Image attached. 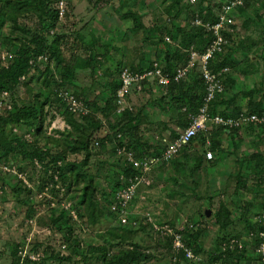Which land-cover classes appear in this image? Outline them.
Returning <instances> with one entry per match:
<instances>
[{
    "label": "rangeland",
    "instance_id": "374dc122",
    "mask_svg": "<svg viewBox=\"0 0 264 264\" xmlns=\"http://www.w3.org/2000/svg\"><path fill=\"white\" fill-rule=\"evenodd\" d=\"M4 1L0 0V6ZM196 2L182 0L176 5L174 0H66L63 18L50 36L61 37L64 61L57 65L53 59L51 74L42 73L46 62H37L33 79L26 84L22 77L13 99L0 96V116L13 110L14 101L40 104L49 97L44 105L45 130L37 138L40 146L48 144L56 152L62 145H53L50 138L66 144L81 134L69 123L67 107L61 102L63 90L73 92L82 104V111L74 114L73 120L85 127L100 122L99 128H89L93 140L88 163L99 197L102 191L112 192L117 176L127 187L136 184L137 194L127 204L125 223L112 213L118 209V197L115 204H111L114 194L110 195L111 201L101 198L102 215L96 213V225H92L82 201V183L70 178L63 181L58 171L37 161L0 157V264H14L15 251L23 256L21 264H109L104 260L105 252L112 256L135 250L134 245L153 256L139 264H230L223 261L227 250L236 249L239 244L252 251L254 257L260 256L256 249L261 243L256 239L264 230V167L260 168L264 160L263 128L225 132L211 123L192 143L166 157L199 112L201 104L196 97L205 92V87L198 73L186 75L169 89L149 83L147 77L151 76L141 78V83L132 86L123 99L117 92L114 108L106 110V114L99 110L109 100L110 81L119 68L142 76L148 70H136L147 68L151 61L164 62L165 54L156 39L169 36L170 41L165 40L171 44V51L191 41L190 11ZM224 2L206 0L205 4L218 6ZM125 12L138 13L142 26L133 28L134 21L123 15ZM234 18L235 26L224 30L230 33L225 39L233 55L221 77L223 92L218 103H223L216 106L231 114L264 108V0H248L244 12ZM6 19L0 27V65H7L14 48L28 41L21 27H40L39 11L33 7L21 11L9 8ZM177 26H185L188 34L176 33ZM172 29L175 35L171 36ZM10 39L15 46H11ZM87 44L94 46L92 53L86 49ZM87 64L91 69H79V65ZM70 67H74L75 75L62 85V75ZM126 109L141 115L138 127L133 129L130 124L125 129L113 128ZM84 116H89L90 121ZM33 131L25 138L35 141ZM13 133L20 135L21 130L15 127ZM138 139L159 145L158 153L130 149V143ZM83 157V153L71 154L65 162ZM153 158L157 162L137 181L117 173L125 165L141 172L143 167L138 161ZM203 159L207 161L204 164ZM62 163L59 161L57 166ZM205 208L212 210L210 219L201 215ZM220 208L229 222L226 233L232 235L224 242L220 240L222 230L215 222ZM249 220L256 222L257 227L249 230ZM122 227L132 231L126 242H118L113 235L125 234ZM168 230L185 237L187 230L193 238L185 239L191 244L185 246L198 259L190 260L183 250L175 251ZM218 242L222 260L214 262ZM25 258L30 261L25 262Z\"/></svg>",
    "mask_w": 264,
    "mask_h": 264
},
{
    "label": "trees",
    "instance_id": "16d2710c",
    "mask_svg": "<svg viewBox=\"0 0 264 264\" xmlns=\"http://www.w3.org/2000/svg\"><path fill=\"white\" fill-rule=\"evenodd\" d=\"M58 1L59 0H26V1L17 0V2H15L14 0H5L3 6H0V27H2L7 20L6 16L8 14L9 8H11L12 11H15V8L21 11L24 8L33 7L37 9L40 14V27L37 30H31L27 27H21V31L28 36V41L14 48V51L12 53V58L8 60L9 62L7 65L4 64L0 65V93L3 94V92H8L7 97H9V99L11 98L13 99L14 95L18 93L19 91L18 88L21 83L22 77L26 78L25 81L26 84H29L31 82V80L34 77V74L32 72L33 69L38 68L37 62H42V60L41 61L37 60L39 56L42 55L48 56L47 59L43 60L44 62H46L45 68L42 71V73L44 74H48V73L51 74L50 62L53 59L56 60L57 65H59L64 61L62 47H61V37H59L58 35H53L52 38L50 39V36L53 33L56 24L60 19L59 10L56 7ZM181 1L182 0H174L176 5H179ZM246 2L248 3V0H246ZM205 3L206 0H197L194 8H192V5L190 6V8H192L190 13L191 16H193L192 17L193 20L191 22V29L193 30L192 32H190L191 34L189 35L191 40L190 42H188L184 47L180 46V49L171 51L170 50L171 44L166 42L165 40L166 38L165 39L158 38V40L156 39L155 42H157V44L159 45L158 47H160V49L165 54L163 55L165 58L164 62L160 60L151 61L147 68H140L139 70L136 71L144 72L146 70L152 69L154 63L157 62L158 65L162 68L163 72L169 73L170 75H174L177 72L178 68L184 67L189 63L192 50H196L200 53L204 52L212 41V34L210 31L206 30V28L203 25H197L193 23V21H195L196 18H200L203 22H207V21L217 22L218 18H216L215 11L223 4V3L222 4L219 3L218 6H211L210 4L206 5ZM247 3L238 7L237 11L233 14V17L235 16V14L236 15L238 13L242 14L244 12ZM130 13L131 12H125L123 13V15H127L129 18H131L134 21L133 28H140L142 26V23L140 22L139 14L136 12H133L131 14ZM234 22H236V18H233V23H230V26H235ZM176 29H178L177 31H175L176 33L182 32L184 34L186 33L188 34L185 26H177ZM169 34L175 35L173 29ZM222 34L224 38H226L230 33L227 31H222ZM238 39L239 38L236 37V40ZM8 41L13 42V40L11 39ZM96 43L99 44L98 41H94V44ZM11 46H15L14 42ZM90 48L91 51H93L94 46L91 44ZM232 55L233 54L231 51V47L226 44L225 51L222 53H218L216 57L211 60L210 68L213 71H220L225 67H229V65L231 64ZM198 67H199L198 65H195L187 76H192L193 74L198 73L200 79L203 81V78L201 76V71L199 70ZM126 70L130 72L131 69L130 70L126 69ZM126 70L122 72V70L119 68L116 71V77L110 81L111 94L110 93L107 94L109 100L105 102V105L101 107L99 106L100 107L99 110L102 111L103 113L106 114L107 113L106 110H108L111 107L113 108L115 107L114 102L116 103V99L118 97L117 92L122 85V80H123L122 75ZM74 75H75L74 67L67 68L62 75L61 84L65 85L66 82H68L74 77ZM184 79L178 82L172 80L168 85L162 86L158 83V80H151L147 78V80H149V83L157 84L164 88H168L170 85L173 86L174 84L180 83ZM139 82L141 83V81ZM64 91L67 90H63V92ZM221 96L222 95H219L211 105V112L213 114L219 113L224 116H228V115L237 116L241 112H243V111L241 112L238 111L235 114L234 113L231 114V113H225V111H219L216 106L223 103V101H220L218 103ZM204 97H205V92H203V94H199L196 97L198 102L201 104L200 107L203 105ZM164 98H166V96ZM48 99L49 97L40 104H36V103L18 104L17 102L14 101L13 110H11L5 115L0 116V157L9 158L10 156H12L13 159L20 158L22 160H28L30 162L37 161L42 165L44 164V166L46 167L51 166L52 168H54L55 171H58L60 179H62L63 181H67L70 178L71 180H74L78 184L82 183L83 184L82 201L86 207V210L88 211V216H89L88 222L92 225H96L95 224L97 219L96 213L102 215L100 199L103 198L104 200L107 199L111 201L110 195L114 194V198L111 201V204H115L118 201L117 200V197L119 195L118 193H121L124 190V189L122 190L124 186L125 188L127 187L126 182L120 180L119 176H117L113 184L112 192L109 193L102 191V193L100 194L101 198L99 197L98 188L94 182V176L88 163L92 155L91 142L93 140L92 139L93 131L91 132L89 128L90 127H94L95 129L99 128L100 122L97 121L93 122L90 125V127H85L83 124L75 122L73 120V116L74 114L76 115L77 113L70 110L63 96L61 98V102L65 104L67 107L65 108V114L68 118V121L71 124V126H73L74 129H76L77 131L81 132V134L73 143H66V144L61 143L60 140H53L52 138H50L51 139L50 142L53 143V145H57L58 147L62 145V148H60V150L56 152H54L51 149V147L48 146V144L44 146L39 145V139L37 138V136L41 135L45 130L46 113L44 110V105L46 104V101H48ZM248 112L260 114L264 112V108L258 106L256 108H252ZM84 117L87 122L90 121L88 119L89 116H84ZM140 117L141 115L139 113L136 114L131 112L129 109H126L124 111V114L122 115L121 120L117 124H115L113 128L125 129L128 127V125L131 124V127L133 129H136L139 125L138 123ZM219 126L222 129H224L225 132L232 131V129H238L236 127L228 128L221 125ZM15 127L21 130L20 135L13 133ZM246 128L250 132L255 130L254 125H251ZM33 129H34L33 133L35 135L34 137L35 141H31L25 138V134L30 133ZM262 131L264 132V128L262 129ZM198 136L199 135L194 137L190 143H192V141L196 139ZM70 145L71 148H69ZM159 147H160L159 145L154 146L151 142H148L147 139L145 140L138 139L136 141L131 142L129 145L130 149L140 150V151L144 149L143 151L146 152L147 154L158 153ZM181 147L179 148V150L181 149ZM68 149H71V151L68 152ZM76 153H83L84 156L83 159L80 161L70 160L68 162H65L68 159L69 155ZM59 161H63L62 166H57V163ZM262 164L264 165L263 159H262ZM263 165L260 166L261 169H263L264 167ZM120 168L122 172L121 173L117 172V173L127 176V178L142 175L141 172L138 171V169L134 168L133 166L125 165ZM221 208L218 210L217 214L215 215V222L219 224L222 230L220 240L224 242L228 238L232 237V235L228 232L226 233V229L229 225V222L226 219L227 215L221 210ZM112 213L114 214L115 217L116 215L117 217H119L120 214H122V212L116 208L112 210ZM201 215L207 218L206 215L204 214V210L201 213ZM119 221L123 223L122 220ZM54 222L56 223L57 220L54 219ZM247 222H248L247 227L250 228L249 230H252L251 228L257 227L256 222H251L250 220ZM121 229L123 230V232L126 231V233L125 234L113 233V235L115 238H117L118 242H126L128 240L127 237L129 238L131 237L132 231L125 227H122ZM261 229H263V227ZM168 231L171 233L172 236L171 241L174 242L175 241L174 232H171V230ZM185 232H186V237L181 234L183 241H186L185 239L189 241V238H193V236H191L187 232V230H185ZM233 236L238 237L237 235H233ZM219 242H218V246L216 247V254L215 256H213L214 262H218L222 260V249L220 247L221 244H219ZM256 242L262 243L263 238L262 237H260V239L257 238ZM186 244L191 245L188 243ZM134 247H136L135 250H127L126 252H116L112 256H108V251H107V253L105 252L103 255L104 260L105 262L108 261L109 264H139L142 260L151 259L153 257L151 254L140 251L141 249L137 245H134ZM173 248L175 251H177L174 245ZM181 252L185 254L183 251ZM252 253L253 252L247 248L244 247L240 248L237 246L236 249L227 250L226 258H224L223 261L230 264H247L249 261H253L254 262L253 264L255 263L264 264V261L262 260L261 256L256 258L252 255ZM13 256H14V260H13L14 264L22 263L23 256L18 255L17 251L13 253ZM25 260H26L25 262L30 261L27 258H25ZM175 264H180V261L175 262Z\"/></svg>",
    "mask_w": 264,
    "mask_h": 264
},
{
    "label": "built area",
    "instance_id": "2783aa9c",
    "mask_svg": "<svg viewBox=\"0 0 264 264\" xmlns=\"http://www.w3.org/2000/svg\"><path fill=\"white\" fill-rule=\"evenodd\" d=\"M245 2L246 0H226V2H224L222 6L215 11L216 18H218L217 22H203L200 18L195 19V24L203 25L206 30L211 32L212 41L207 49L202 53L192 50L189 63L184 67L178 68L174 75L163 72L162 68L157 62L154 63L152 69L146 71L142 76L139 74H133L131 71L129 72L127 70L123 73L122 85L118 90V96L122 99L128 95L132 86L139 85L141 78L151 76L152 78H147L151 80H158V83L164 86L168 85L172 80L178 81L179 79L188 75L195 65L199 66L198 68L201 71V76L205 85V97L203 105L199 108L198 114L193 116L188 128H186L180 134L177 141L172 144L173 146L171 149H169L166 157H170L172 154L177 153L181 146L189 144L194 137L203 132V130L208 129V126L211 123L228 128H246L251 125L264 128V112L260 114L253 112H241L237 116H224L219 113L213 114L211 112V105L213 101L223 92L221 77L228 68H223L220 71H213L210 68V62L216 57L218 53H222L224 51L227 40L224 38L222 31L228 30L230 23H233V14L237 11V8L244 5ZM56 7L59 10V18H63V14L67 8L66 0H59L56 4ZM166 40L170 41L169 37H167ZM47 58V55H42L39 56L37 60L41 61ZM0 95L7 96L8 92H3V94L0 93ZM62 96L66 100L71 111L76 113L82 111V104L73 94V92L69 90L64 91ZM138 162L142 164L141 166L143 167V170L141 171V174L143 175L145 171L150 170L152 166L151 164H155L157 161L156 158H153L150 161L143 160ZM139 178L140 176H136L134 179H132V181H137ZM134 185L136 184H131L118 195L119 206L117 205L116 207H118V210L122 212V214H120V220H122L124 223L127 221V204L131 202V200L137 194V189L134 188ZM121 196L123 198H121ZM258 235L263 238V242L256 249V253L259 254L264 261V230L260 231ZM174 236V246L177 250H183L190 260L198 259L195 257L192 249L188 246H185L186 242L182 240V235L180 233L174 232ZM238 247L242 248V245L239 244Z\"/></svg>",
    "mask_w": 264,
    "mask_h": 264
},
{
    "label": "crops",
    "instance_id": "0c3cea01",
    "mask_svg": "<svg viewBox=\"0 0 264 264\" xmlns=\"http://www.w3.org/2000/svg\"><path fill=\"white\" fill-rule=\"evenodd\" d=\"M88 37H91V35H88ZM167 37H169V36H167ZM167 37L165 36V38H167ZM169 39H170V37H169ZM96 44H97V43H96ZM90 45H91V44H87V45H86V49H87L90 53H92V52L94 51V49H93V51H91ZM97 45H101V44L99 43V44H97ZM85 67L91 69L90 64H87L86 66L79 65V69H80V68H85ZM204 161H205V160L203 159L202 164H204ZM206 162H207V161H205V163H206ZM208 165H209V164H208Z\"/></svg>",
    "mask_w": 264,
    "mask_h": 264
},
{
    "label": "water",
    "instance_id": "95a60500",
    "mask_svg": "<svg viewBox=\"0 0 264 264\" xmlns=\"http://www.w3.org/2000/svg\"><path fill=\"white\" fill-rule=\"evenodd\" d=\"M204 214L206 215L207 218H209L212 215V210L210 208H205Z\"/></svg>",
    "mask_w": 264,
    "mask_h": 264
}]
</instances>
